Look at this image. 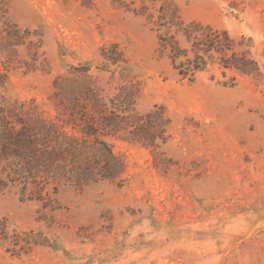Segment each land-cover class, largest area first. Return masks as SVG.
I'll list each match as a JSON object with an SVG mask.
<instances>
[{"label": "rangeland", "instance_id": "rangeland-1", "mask_svg": "<svg viewBox=\"0 0 264 264\" xmlns=\"http://www.w3.org/2000/svg\"><path fill=\"white\" fill-rule=\"evenodd\" d=\"M165 1L228 30L259 70L213 63L182 78L135 12ZM0 15V31L6 20L41 40L37 69L18 47L0 94L53 117L55 78L89 66L106 94L133 82L137 109L170 119L154 143L106 138L125 165L116 178L44 200L0 190V264H264V0H0ZM115 49L127 63L105 59Z\"/></svg>", "mask_w": 264, "mask_h": 264}, {"label": "trees", "instance_id": "trees-1", "mask_svg": "<svg viewBox=\"0 0 264 264\" xmlns=\"http://www.w3.org/2000/svg\"><path fill=\"white\" fill-rule=\"evenodd\" d=\"M152 3L153 7L144 2L135 12L154 25L160 57L167 58L182 78L194 80L213 63L247 74L259 70L250 51L239 49L242 44L228 30L186 19L175 2ZM0 34L4 67H0V89H6L12 70L21 66L17 65L18 47H27L32 62H21L34 70L41 40L6 20ZM103 56L113 64L128 62L116 49L111 54L104 51ZM90 71L84 66L72 76L55 78L53 117L45 116L35 99L0 94V190L18 185L24 199L44 200L51 197L50 187L57 193L63 185L82 188L116 178L125 165L107 137L149 144L164 135L170 120L164 106L140 111L136 84L126 82L113 95L106 94L99 77Z\"/></svg>", "mask_w": 264, "mask_h": 264}]
</instances>
